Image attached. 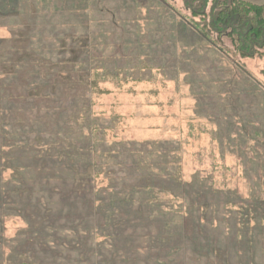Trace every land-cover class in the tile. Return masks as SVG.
<instances>
[{
  "label": "rangeland",
  "instance_id": "obj_1",
  "mask_svg": "<svg viewBox=\"0 0 264 264\" xmlns=\"http://www.w3.org/2000/svg\"><path fill=\"white\" fill-rule=\"evenodd\" d=\"M187 4L0 0V264H264V49Z\"/></svg>",
  "mask_w": 264,
  "mask_h": 264
},
{
  "label": "trees",
  "instance_id": "obj_2",
  "mask_svg": "<svg viewBox=\"0 0 264 264\" xmlns=\"http://www.w3.org/2000/svg\"><path fill=\"white\" fill-rule=\"evenodd\" d=\"M208 1L187 0V8L195 15L209 17L205 29L194 24L201 35L223 52H228L220 44L223 37L231 38L237 47L236 52L243 56H251L257 49H264V4L246 0H214L210 12H207L205 5ZM213 34H216L218 43L212 38ZM251 48L252 52H249Z\"/></svg>",
  "mask_w": 264,
  "mask_h": 264
}]
</instances>
